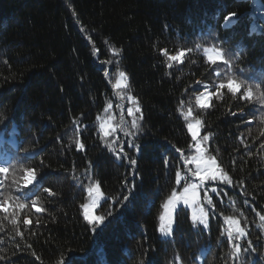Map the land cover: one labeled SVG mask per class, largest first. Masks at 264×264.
I'll list each match as a JSON object with an SVG mask.
<instances>
[{
  "label": "trees",
  "instance_id": "obj_1",
  "mask_svg": "<svg viewBox=\"0 0 264 264\" xmlns=\"http://www.w3.org/2000/svg\"><path fill=\"white\" fill-rule=\"evenodd\" d=\"M229 14L234 23L225 28ZM204 46L223 49L231 67L207 64ZM187 49L183 63L168 60ZM120 72L127 84L115 88ZM228 78L252 87L253 100L223 89L207 109L197 107L198 81L215 93ZM122 95L139 106L140 130L125 136L128 122L102 139L99 123L111 109L123 114L117 108ZM258 96H264V0H0V133L9 136L15 128L17 142L0 146V157L9 152L0 165L9 168L7 178L0 174V203L3 194L19 195L12 180L24 169L43 178L21 201L25 208L15 210L16 223L12 209L0 212V264H264V104ZM189 108L187 120L200 119L202 133L211 134L206 154L231 184L213 197L207 228L194 226L181 206L172 237L162 239L161 206L190 182L176 184L177 170L187 171L184 157L194 154ZM114 140L115 152L108 148ZM97 182L104 194L99 227L82 211L87 188ZM32 199L43 211H35ZM226 216L246 237L229 243ZM236 244L241 252L234 258Z\"/></svg>",
  "mask_w": 264,
  "mask_h": 264
},
{
  "label": "snow or ice",
  "instance_id": "obj_2",
  "mask_svg": "<svg viewBox=\"0 0 264 264\" xmlns=\"http://www.w3.org/2000/svg\"><path fill=\"white\" fill-rule=\"evenodd\" d=\"M234 14H229L225 17V28H228L234 23L233 21ZM253 31H255V28L253 27ZM201 46L197 45V49H199ZM238 51L240 50V46H237ZM192 49L187 50H180L177 52L176 55L168 56L169 61H176L178 63H183V58L187 55L188 52H191ZM162 54L166 55L167 53L162 52ZM229 54L226 53L223 49L216 47V46H204L203 47V56L205 59V62L209 65H228L231 67V62L226 57ZM169 67H171V64H169ZM120 79L117 80L115 87L121 88L122 86L127 84V77L125 76L124 72H120ZM215 75L217 77H221V72L216 70ZM205 88H207V85H205ZM227 89L229 93H231L234 97L239 96L241 100H246L251 102L256 95L254 93L252 87H244L242 81H237L234 78H228L224 82H220L216 85V91L215 93L205 92L201 95H197L195 98V103L197 107L200 109H207L210 105L209 102L213 95H217L219 98V94L221 90ZM243 89V91H242ZM256 92H259V89L256 90ZM242 93V94H241ZM262 104H264V96H258L257 97ZM132 96H128V100L132 101ZM108 107L110 108L111 105L109 104ZM107 111V108L105 109ZM128 114L131 116L133 115V109L128 108ZM136 112H140L139 106L135 108ZM183 115V112L181 113ZM232 115H235V113H232ZM244 115L243 113L241 114ZM189 116H192V109L189 108L187 116H185V119L187 120ZM142 118V117H141ZM97 119L99 120L100 117L98 116ZM111 119V118H109ZM262 122H264V116L261 117ZM202 124V121L200 119H195L194 123L189 122L186 124L187 131L191 135V140L194 142V144H190L189 147H194L195 154L194 155H188L184 157V153L182 150L177 149L178 152H181V156L184 157V166L187 169V174L194 178L192 182H188L186 186L183 187L182 191H177L176 189H173L171 194L166 198V200L162 204V212L159 215V226L158 231L164 236L168 237L173 233V225H174V214L177 210V206L180 203H183L184 205L188 207L198 206L199 203V194L198 189L205 186V181H216L219 180L221 183H229L231 184L230 177L223 172L218 166L217 161L215 157L213 156H206V148H203L202 142H207L210 139L211 134L203 135L202 141L198 140L199 132H200V126ZM117 127H120L119 125ZM132 130H128L127 127H122L121 130L124 132L125 136H132L135 137L137 135V132L140 130V125L136 118L133 119ZM115 127L111 129L112 132H115ZM100 132L103 134L102 139L108 135H110L108 131V122H102L100 124ZM116 143L114 140L112 143L108 144V148L110 151L115 152V149L113 145ZM129 147L135 146L137 151H139L140 146L138 144L133 143V140L128 141ZM77 146L79 148H82L83 146L77 141ZM119 155L117 156V159H119ZM125 158H127V154L125 153ZM130 163L133 167L136 165V160L131 159ZM188 165H194L195 170H192L188 168ZM9 172L8 167L0 166V174H3L5 178H7V174ZM42 177H39L37 174V170L33 168H26L23 170V175L19 177H13L12 183L18 185V187L15 189L19 195H12L11 193L3 194V201L0 203V212L3 213H9L10 209L13 210V219L12 223H16L15 216L18 214L15 212L16 209H24L25 203L21 202L27 201L35 194V190H38V187L42 184ZM186 176H182L181 171L177 170L176 172V184L180 185L182 180H185ZM198 180L199 183H196L195 181ZM0 186H2V183H0ZM135 185L133 184L132 188L129 189V195H125L123 197V201L126 203L129 201L131 192L134 190ZM44 191L47 192L50 196L55 195L52 191H50L48 188H44ZM213 192L216 191L215 188L212 189ZM88 196L91 198L90 203H85L82 205V211H83V218L85 221H87L90 225H95L96 227H99L101 224H103L105 217L101 215H95L94 210L97 208L98 203L103 199V192L101 191V187L99 183H95L92 186L87 188ZM204 200L211 204L212 201L205 193ZM31 204L35 211L37 213L43 211L42 206H38V199H32ZM123 206V205H122ZM7 219V216L5 217ZM194 226L195 222L199 221L201 225H203L205 228L208 227V214L204 211V209L201 207L199 209V214L196 212L193 213L192 216ZM261 220H264V215L260 216ZM225 223L228 225V238L229 243H232L233 238L236 240H240L243 237H246L245 231L239 227V222L232 217H224ZM30 221L26 218L24 220V224H29ZM235 226V227H234ZM17 234L19 235V231H17ZM235 234V236H234ZM252 247L251 242H249V248ZM246 251V250H245ZM241 252V247L239 244H236L234 246V258L237 257ZM100 253H102V249L100 250ZM99 254V253H98ZM103 259V257H101ZM66 264H70V261L66 262Z\"/></svg>",
  "mask_w": 264,
  "mask_h": 264
},
{
  "label": "rangeland",
  "instance_id": "obj_3",
  "mask_svg": "<svg viewBox=\"0 0 264 264\" xmlns=\"http://www.w3.org/2000/svg\"><path fill=\"white\" fill-rule=\"evenodd\" d=\"M202 51V54H203V49L201 50ZM176 55V54H175ZM171 56V55H170ZM120 79V78H118ZM205 85H207V88H205ZM196 86L199 88V91H197L195 93V95H201L202 93H205V92H210V89H209V86L208 84H206L205 82L203 81H198ZM123 87V86H122ZM121 87V88H122ZM116 88V87H115ZM118 100H120L119 102L121 103L120 105L117 106L118 110L119 111H122L123 114H117L116 112H114L112 109L109 111V113L107 114V116L105 118L102 119V121L99 123V130H100V124L102 122H108V131L110 133V135H112L113 133H115L118 129H117V123L120 124V128L122 127V124L125 123L128 124V122H133V119H134V116L136 114V111H135V108L137 107V104H135V100L132 99V101H129L128 100V96H124L122 95V97H119ZM210 104V102H209ZM128 108H132L133 109V115H129L128 114ZM111 118V119H109ZM195 119H191V120H187V123L189 122H193L194 123ZM115 127V132H112L111 129ZM15 128H11L10 129V132H9V136H3L1 133H0V146H2L3 144H7L9 147L11 148H15L16 147V139H15V136L13 135L14 133ZM190 134V133H189ZM108 135V137L110 136ZM203 135H207V134H203L202 133V129H201V126H200V132H199V136H198V140H201L202 141V137ZM118 136V135H117ZM191 137V135H190ZM208 142V141H207ZM207 142H202V147L203 148H206V145H207ZM192 144H194V142L192 141ZM194 149V147H193ZM5 150V148H4ZM8 153L6 150L4 151V154L2 155V157H0V165L5 163L8 159ZM194 154H195V150H194ZM193 154V155H194ZM205 155L207 156V154L205 153ZM190 167V169L192 170H195V166L194 165H188ZM218 166V165H217ZM219 167V166H218ZM187 174V171L185 173H182V176H186V178H189L190 179V182H192L194 180L193 177H191L190 175H186ZM183 181V180H182ZM196 183H199L198 180L195 181ZM93 185V184H92ZM91 185V186H92ZM223 185H229V183L225 182V183H221L219 180H216V181H205V186L204 187H201L200 189H198V194H199V203H198V206H193V207H188L186 205H184L183 203H180L178 206H177V209L179 207H184L186 208L189 213H190V219L191 221L193 222V219H192V216H193V213L196 212L197 214H199V209L202 207L204 209V211L208 214V222H209V212L211 211V208H212V203L211 204H208L205 200H204V195L205 193H207V195L209 196V198L211 199V201L213 202V197L214 196H219L220 195V191H222V186ZM215 188L216 191L213 192L212 189ZM183 189V188H182ZM181 190H177L178 192L179 191H182ZM104 198V197H103ZM90 200L91 198L88 196V201L87 203H90ZM103 200V199H102ZM101 200V201H102ZM100 201V203H101ZM100 203H98L97 205V208L99 207ZM97 208L94 210V214L96 215V210ZM174 217H175V214H174ZM194 223V222H193ZM195 224H198L200 226H202L203 228H205L203 225H201L199 223V221H196ZM159 226V225H158ZM235 227V226H234ZM173 228H174V225H173ZM225 231H226V234L228 232V225L225 223ZM158 234H159V237L162 238V239H165V238H171L172 237V234L169 235L168 237H164L159 231H158ZM235 235V234H234ZM198 260L200 261V257L198 258Z\"/></svg>",
  "mask_w": 264,
  "mask_h": 264
}]
</instances>
